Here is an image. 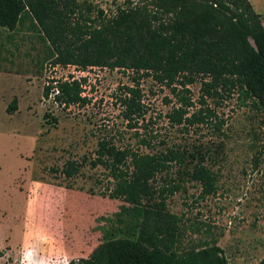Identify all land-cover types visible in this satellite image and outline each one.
I'll return each instance as SVG.
<instances>
[{
    "label": "rangeland",
    "instance_id": "rangeland-1",
    "mask_svg": "<svg viewBox=\"0 0 264 264\" xmlns=\"http://www.w3.org/2000/svg\"><path fill=\"white\" fill-rule=\"evenodd\" d=\"M87 1L107 15L125 2ZM256 4L264 26V0ZM24 26L0 51V264H68L87 258L101 243L134 241L143 208L102 197L111 180L90 162L101 138L149 153L139 144L148 135L155 137L154 151L201 145L214 152L207 163L217 174V194L197 199L199 188L185 181L184 191L167 200L180 219L182 245L216 244L228 264H258L264 258V110L236 92L220 105L207 99L223 121L221 132L209 124L184 131L169 125L167 114L177 105L170 90L143 78L146 113L131 129L119 102L123 89L133 85L131 72H82L49 63L40 69L36 59L43 46L27 22ZM70 78L86 79L85 106L64 108L43 96L51 81ZM199 88L198 82L189 86L190 112L200 108ZM13 100L16 108L9 110ZM69 160L81 165L72 178L62 173Z\"/></svg>",
    "mask_w": 264,
    "mask_h": 264
},
{
    "label": "trees",
    "instance_id": "trees-1",
    "mask_svg": "<svg viewBox=\"0 0 264 264\" xmlns=\"http://www.w3.org/2000/svg\"><path fill=\"white\" fill-rule=\"evenodd\" d=\"M26 22L43 46V56L36 59L40 69L49 63L133 74V85L119 99L131 129L146 113L143 78L170 90L177 105L167 114L169 125L184 131L209 124L221 132L223 121L207 107V99L220 105L236 92L264 110V26L249 0H125L110 15L87 0H0V51ZM85 81H51L43 96L64 108L85 106ZM197 82L200 108L190 112L189 86ZM15 108L13 100L9 110ZM153 139L139 141L149 153L118 147L109 138L97 141L90 165L101 166L111 180L101 196L142 207V220L134 241L101 243L87 258L68 264H228L216 244L184 247L180 219L167 206L171 196L184 191L185 181L197 185V199L217 194V174L207 163L213 150L173 145L154 151ZM80 166L69 160L62 173L72 178Z\"/></svg>",
    "mask_w": 264,
    "mask_h": 264
},
{
    "label": "crops",
    "instance_id": "crops-1",
    "mask_svg": "<svg viewBox=\"0 0 264 264\" xmlns=\"http://www.w3.org/2000/svg\"><path fill=\"white\" fill-rule=\"evenodd\" d=\"M249 2L251 3V5H252V7H253V9H254V11L256 10V3H257V0H249ZM256 12V11H255ZM263 12H264V9H263ZM257 13V12H256Z\"/></svg>",
    "mask_w": 264,
    "mask_h": 264
},
{
    "label": "built area",
    "instance_id": "built-area-1",
    "mask_svg": "<svg viewBox=\"0 0 264 264\" xmlns=\"http://www.w3.org/2000/svg\"><path fill=\"white\" fill-rule=\"evenodd\" d=\"M70 67H73V68H75L74 66H70ZM76 69V68H75ZM83 72V71H82Z\"/></svg>",
    "mask_w": 264,
    "mask_h": 264
}]
</instances>
